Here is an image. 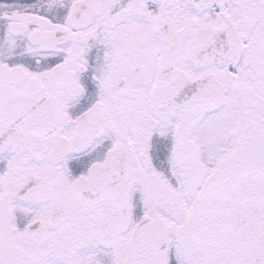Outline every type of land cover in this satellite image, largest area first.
<instances>
[{
  "label": "snow or ice",
  "instance_id": "6c2138e0",
  "mask_svg": "<svg viewBox=\"0 0 264 264\" xmlns=\"http://www.w3.org/2000/svg\"><path fill=\"white\" fill-rule=\"evenodd\" d=\"M0 264H264V0H0Z\"/></svg>",
  "mask_w": 264,
  "mask_h": 264
}]
</instances>
